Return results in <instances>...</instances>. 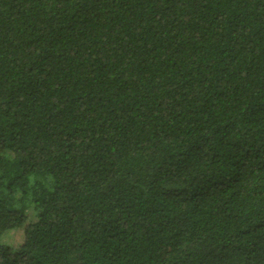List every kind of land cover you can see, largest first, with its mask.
Here are the masks:
<instances>
[{
    "label": "trees",
    "instance_id": "obj_1",
    "mask_svg": "<svg viewBox=\"0 0 264 264\" xmlns=\"http://www.w3.org/2000/svg\"><path fill=\"white\" fill-rule=\"evenodd\" d=\"M0 264H264V0H0Z\"/></svg>",
    "mask_w": 264,
    "mask_h": 264
},
{
    "label": "rangeland",
    "instance_id": "obj_2",
    "mask_svg": "<svg viewBox=\"0 0 264 264\" xmlns=\"http://www.w3.org/2000/svg\"><path fill=\"white\" fill-rule=\"evenodd\" d=\"M27 213H28V217H29L28 221H34L36 219L33 208L30 207L27 210ZM22 233L23 232L21 229L12 230L5 235L4 239L6 242H9L10 244L15 245L22 240V236H23Z\"/></svg>",
    "mask_w": 264,
    "mask_h": 264
}]
</instances>
